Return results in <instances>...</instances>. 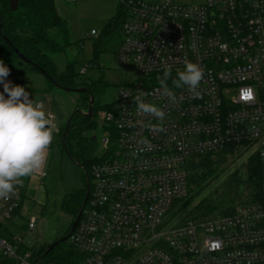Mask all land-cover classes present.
<instances>
[{"label": "built area", "instance_id": "1", "mask_svg": "<svg viewBox=\"0 0 264 264\" xmlns=\"http://www.w3.org/2000/svg\"><path fill=\"white\" fill-rule=\"evenodd\" d=\"M119 1L126 20L117 56L132 79L99 110L112 130L101 137L88 197L69 234L79 257L64 264H264V0ZM185 61L205 73L196 98L172 85ZM165 65L174 101L160 94ZM140 91L164 111L162 122L137 111ZM232 144L257 153L260 198L227 215L181 221L188 162ZM23 191L0 199V264H56L13 233ZM24 227L33 231L34 217Z\"/></svg>", "mask_w": 264, "mask_h": 264}, {"label": "trees", "instance_id": "2", "mask_svg": "<svg viewBox=\"0 0 264 264\" xmlns=\"http://www.w3.org/2000/svg\"><path fill=\"white\" fill-rule=\"evenodd\" d=\"M125 20L126 8L118 1L115 13L107 21L93 45L95 57L105 52L111 43L118 45L121 43V28ZM71 44L68 22L58 13L54 0H17V7L14 10L10 8L9 0H0V59L5 65L10 70L18 69L40 74L44 71L62 88L87 89V92L78 95L76 108L70 115L64 144L62 135L67 121L60 129V140L62 149L68 157L75 163L83 164L87 174H90V166L97 159L99 146L96 137L88 133L96 125L95 111L101 108L108 109L110 104L102 106L97 101L104 90L105 81L99 80L89 84L77 81L70 62H67L63 70H58L51 55L65 52ZM49 84L53 86L50 82ZM90 96L94 101L92 115L88 116L84 113L88 109ZM107 130L112 128H104V132ZM241 149V146L232 144L222 151L196 157L188 162L186 169L189 195L181 201L178 208L179 213L186 210L181 221L206 220L227 215L232 213L237 205L260 198L261 168L257 153H253L244 163L230 172L212 192L189 207L193 199L219 177L221 171L228 166L229 159ZM83 175L85 179L84 171ZM85 186L82 190L73 192L62 204L63 208L72 214L73 221L83 209ZM70 232L71 227L68 233L62 236L66 239L47 253L48 244H44L33 254L42 257L43 262L56 264L68 263L79 257L78 252L67 242Z\"/></svg>", "mask_w": 264, "mask_h": 264}, {"label": "rangeland", "instance_id": "3", "mask_svg": "<svg viewBox=\"0 0 264 264\" xmlns=\"http://www.w3.org/2000/svg\"><path fill=\"white\" fill-rule=\"evenodd\" d=\"M118 1L54 0L58 13L68 22L72 44L65 52L52 54L51 58L60 71L65 68L67 62L72 63L77 81L88 84L99 80L105 81L104 90L97 100L102 106L112 103L117 97L119 87L132 79L118 61V44L111 43L105 52L94 56L93 45L107 21L115 13ZM180 1L188 4L202 0ZM91 30H94L95 34H91ZM7 80L14 85L25 86L33 99L43 100L47 112L53 116L54 140L48 150L46 164L30 177L24 178L23 185L19 186L24 190V197L21 215L16 218V226L13 228V233L21 236L24 244L35 253L42 245L52 243L68 233L73 216L62 204L73 192L80 191L85 186L83 170L68 157L62 149L60 140V129L74 112L79 93L51 86L44 75L35 72L10 70ZM99 110L95 111V128L88 133L96 137L98 146L104 128L109 127L101 122ZM253 153H255L253 149H241L231 157L228 166L221 171L219 177L206 186L189 207L212 192L230 172ZM41 172L46 173L44 178L40 177ZM185 212L186 210L179 213V217H183ZM30 217L35 219L33 231L21 228V225L27 224ZM67 242L69 243L68 240Z\"/></svg>", "mask_w": 264, "mask_h": 264}, {"label": "clouds", "instance_id": "4", "mask_svg": "<svg viewBox=\"0 0 264 264\" xmlns=\"http://www.w3.org/2000/svg\"><path fill=\"white\" fill-rule=\"evenodd\" d=\"M10 69L0 59V199L9 200L17 194V187L23 185V179L42 169L47 160L48 150L54 140L52 120L43 100L30 96L25 86L14 85L7 80ZM204 70L199 64L184 62V69L172 79L175 88L187 87L193 98L200 95L198 89L204 78ZM172 77V68L165 65L163 76L158 77L160 94L169 100L176 99L169 88L168 80ZM148 95L140 91L134 102L137 111L155 117L159 121L165 118L164 111L156 105L146 102ZM148 127H151L149 124ZM159 131H164L161 127ZM140 145L150 146L147 139Z\"/></svg>", "mask_w": 264, "mask_h": 264}, {"label": "water", "instance_id": "5", "mask_svg": "<svg viewBox=\"0 0 264 264\" xmlns=\"http://www.w3.org/2000/svg\"><path fill=\"white\" fill-rule=\"evenodd\" d=\"M9 5H10V8L12 10L16 9L17 7V0H9ZM15 52L17 54H19V52L15 49ZM42 75H44V77H46V79L56 88H61V89H64L65 91H74V92H77V93H81V92H87V89L86 88H75V89H71V88H62L57 82H55L50 76H48L44 71L41 72ZM93 97L90 96V102H89V106H88V109L87 111L84 113L85 115H88V116H91L92 115V107H93ZM70 118H68L67 122H66V126H65V130H64V133L62 135V143L64 144V140H65V136L68 132V129H69V121H70ZM75 163V162H74ZM77 166H79L85 173L86 177H85V182H86V192H85V197H84V201H83V206L87 200V197H88V193H89V184H88V175H87V172H86V169H85V166L83 164H80V163H75ZM80 214H81V211L77 214L76 216V219L73 221L72 223V226H71V231L74 229V227L76 226V223L78 221V218L80 217ZM66 237H60L59 239L53 241L52 243H50L47 248H46V253L51 250L56 244H58L59 242H62L63 240H65Z\"/></svg>", "mask_w": 264, "mask_h": 264}, {"label": "flooded vegetation", "instance_id": "6", "mask_svg": "<svg viewBox=\"0 0 264 264\" xmlns=\"http://www.w3.org/2000/svg\"><path fill=\"white\" fill-rule=\"evenodd\" d=\"M85 184H86V182H85ZM85 187H86V186H85ZM49 244H50V243H49ZM49 244H48V245H49Z\"/></svg>", "mask_w": 264, "mask_h": 264}]
</instances>
